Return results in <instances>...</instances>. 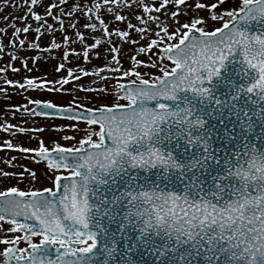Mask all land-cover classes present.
<instances>
[{
    "label": "snow or ice",
    "instance_id": "obj_1",
    "mask_svg": "<svg viewBox=\"0 0 264 264\" xmlns=\"http://www.w3.org/2000/svg\"><path fill=\"white\" fill-rule=\"evenodd\" d=\"M9 4L25 8L11 17L18 39V46L10 41L12 60L21 59L25 45L50 53L63 47L55 71L67 75L5 83L89 95L64 103L27 98L8 107L69 121L51 128L71 130L60 139L75 143L53 138L49 146L30 135L36 147L0 144L21 154L7 165L44 163L50 185L0 191V264H264V0H0V11ZM29 16L37 27L16 26ZM33 30L34 41L20 38ZM45 33L52 39L42 49ZM77 43L84 65L67 67L70 55L81 58L71 46ZM93 60L103 63L89 70ZM22 63L32 70L26 57ZM87 77L102 86L82 83ZM0 92L7 98L6 89ZM0 129L12 136L46 131L9 123ZM18 166L19 172L0 169V180L41 179Z\"/></svg>",
    "mask_w": 264,
    "mask_h": 264
},
{
    "label": "rangeland",
    "instance_id": "obj_2",
    "mask_svg": "<svg viewBox=\"0 0 264 264\" xmlns=\"http://www.w3.org/2000/svg\"><path fill=\"white\" fill-rule=\"evenodd\" d=\"M18 3H22V0H17ZM54 0H45V3H52ZM55 2H58V0H55ZM74 0H69V3H73ZM149 3L152 2V0H148ZM30 6V5H29ZM3 7V6H0ZM26 7V6H25ZM63 7V6H61ZM25 8H14L11 4H9L6 8H3L2 11H0V28H5V32H0V44L5 45L3 52H0V68L6 69L5 72H0V88L6 89L7 90V98L5 95V92H0V124L4 123H9L12 125H18V126H23L31 129L32 127L36 126H44L46 128V131L42 133H24L21 134L19 132L16 133L15 136H12L10 132H5L2 129H0V144H2L5 140L11 139L13 143H22L24 146L27 147H36L38 144L37 140H31L29 141L28 137L30 135L34 136H39L42 137L45 141L46 144L51 146V141L53 138L58 139L60 143H75V141L72 142H65L63 139H60L63 135L68 134L72 135L73 132L71 130H68L67 132H56L53 131L51 126L52 125H62V124H68L70 122H64V121H58V120H40L38 117H27V116H22L21 111H17L15 107H12V110L9 111L8 107L9 106H16V105H24V103L27 104V98H34L33 96H37L36 92H46L45 95H42L44 99H49L56 101L58 103H64L67 101H70L72 99V96L75 95L77 99H85L89 94L84 93V92H79V93H62V92H49L45 90V88H41L39 90H22L18 86H9L5 83V79H12L14 81H19L20 83H24V78L25 77H34L36 78V82L38 83L40 80H48V81H56L60 78L62 75H67L66 71H61V72H56L55 71V65L60 63L59 57L62 55L63 52V47L59 50H51V53L48 51H40V50H35V49H27V46L25 45L24 49H21L18 52V55L21 57V59L17 60H12V54L13 52L16 51L12 47V44L10 41L16 40L17 46H18V39L14 37L12 34L14 32V28L11 26L12 20L11 17L13 15L20 16L24 14ZM35 11L39 12L41 15L44 13V8L42 7H35ZM58 13V9L56 10ZM8 15L9 20H4L2 17ZM201 15H204V13H201ZM185 18L181 17V20L183 21ZM49 23H53V20L51 18H48ZM81 23H83V20H81ZM132 23L136 24L137 21L135 19H132ZM15 24L17 27L23 28L26 26V24H30L32 29L37 27V22L33 20L30 16L27 21H21L17 19L15 21ZM121 27H125L124 24H120ZM58 27V25H57ZM83 31V29H81ZM55 39L57 42L62 43V36L59 31L55 32L54 34ZM69 35L72 36V38L75 40L76 37L74 36L73 31L70 29L69 30ZM132 35L135 37L136 33L132 32ZM37 34L35 31H30L27 34L21 33L20 38H26L27 41H34L36 39ZM138 38V37H137ZM52 39V36H49L47 33H45L43 36L40 37L39 43L41 44V48L45 49L47 46L50 44ZM89 43L92 41L89 39ZM148 41L145 40H140L141 45H146ZM74 48H77L78 50H81V45L73 44L71 45ZM131 45H125V49L127 50L130 48ZM55 56L56 58H53ZM27 58V64L28 68H31V71H27L22 63L23 58ZM33 57H39L35 63H33ZM140 59L147 60L148 56L146 55H141L139 57ZM71 63L67 64V67H75L77 64H81L82 66L84 65V61L82 59V50H81V58L78 60L75 56L70 55L69 57ZM153 59H157L156 57H153ZM103 61H97L93 60L91 64H87L86 67L91 70L93 68V65H99L102 64ZM165 63H167L165 61ZM12 65V67H15L19 69L18 72H13L9 65ZM170 67L171 65L167 63ZM124 68L127 69L131 67V63L125 58L124 59ZM141 71L144 72H154L155 74H160L159 69H147V68H141ZM95 79L94 77H87L82 80V83L92 86V87H97V86H102V84L99 85H92L91 80ZM126 79V78H125ZM74 83V82H73ZM50 87L53 88H59L60 85L58 84H51L49 85ZM64 87L66 88H72L73 84L65 85ZM110 88L112 89V95L114 96L116 93L114 91V82L112 85H110ZM35 91V93H34ZM44 94V93H41ZM31 97H28V96ZM38 98V96H37ZM126 103L125 101H121ZM83 126V125H82ZM12 156H21V154L18 151L15 150H9L7 148L0 149V169H3L5 171L9 172H19L21 171L20 167L18 166L19 164H26L30 168H33L36 170L37 175L41 176V179L33 181L31 184L25 180L23 182H19L16 179H8V180H0V191L6 190L7 187L10 186H18L19 188L23 190H29L31 188H42V187H47L49 186V182L42 177V173L45 171V165L42 163L36 164L31 161V159H20L18 161H14L13 165H7L4 161L5 159H10ZM7 227V225H5ZM2 235V234H0ZM3 246L0 245V248Z\"/></svg>",
    "mask_w": 264,
    "mask_h": 264
},
{
    "label": "water",
    "instance_id": "obj_3",
    "mask_svg": "<svg viewBox=\"0 0 264 264\" xmlns=\"http://www.w3.org/2000/svg\"><path fill=\"white\" fill-rule=\"evenodd\" d=\"M37 106H34V108H36ZM56 118H61V117H56Z\"/></svg>",
    "mask_w": 264,
    "mask_h": 264
}]
</instances>
